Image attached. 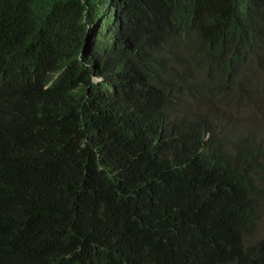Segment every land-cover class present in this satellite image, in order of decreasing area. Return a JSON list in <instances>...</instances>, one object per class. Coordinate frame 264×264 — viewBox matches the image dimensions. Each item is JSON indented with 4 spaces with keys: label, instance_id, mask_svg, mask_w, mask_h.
Returning a JSON list of instances; mask_svg holds the SVG:
<instances>
[{
    "label": "trees",
    "instance_id": "1",
    "mask_svg": "<svg viewBox=\"0 0 264 264\" xmlns=\"http://www.w3.org/2000/svg\"><path fill=\"white\" fill-rule=\"evenodd\" d=\"M0 264H264V0H0Z\"/></svg>",
    "mask_w": 264,
    "mask_h": 264
},
{
    "label": "rangeland",
    "instance_id": "2",
    "mask_svg": "<svg viewBox=\"0 0 264 264\" xmlns=\"http://www.w3.org/2000/svg\"><path fill=\"white\" fill-rule=\"evenodd\" d=\"M245 115H247V116H248L249 114H248V113H246ZM259 226H260V225H259Z\"/></svg>",
    "mask_w": 264,
    "mask_h": 264
}]
</instances>
